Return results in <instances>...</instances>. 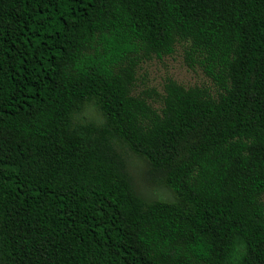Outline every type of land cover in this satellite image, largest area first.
Wrapping results in <instances>:
<instances>
[{
  "label": "trees",
  "instance_id": "trees-1",
  "mask_svg": "<svg viewBox=\"0 0 264 264\" xmlns=\"http://www.w3.org/2000/svg\"><path fill=\"white\" fill-rule=\"evenodd\" d=\"M263 194L264 0H0V264H264Z\"/></svg>",
  "mask_w": 264,
  "mask_h": 264
},
{
  "label": "rangeland",
  "instance_id": "rangeland-1",
  "mask_svg": "<svg viewBox=\"0 0 264 264\" xmlns=\"http://www.w3.org/2000/svg\"><path fill=\"white\" fill-rule=\"evenodd\" d=\"M185 42L176 43L174 52L161 57L153 56L140 63L136 72L135 91L141 92L154 88L163 92V84L167 78L174 79L184 86L206 85L214 90L208 76L196 64H191L185 55ZM162 196L169 197L165 188L159 190ZM264 201V194L262 196Z\"/></svg>",
  "mask_w": 264,
  "mask_h": 264
}]
</instances>
